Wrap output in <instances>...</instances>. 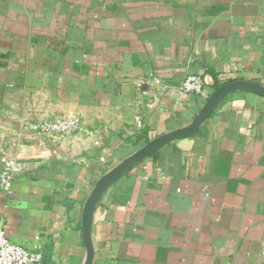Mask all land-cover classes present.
<instances>
[{"label": "crops", "instance_id": "0c3cea01", "mask_svg": "<svg viewBox=\"0 0 264 264\" xmlns=\"http://www.w3.org/2000/svg\"><path fill=\"white\" fill-rule=\"evenodd\" d=\"M233 79L264 85V0H0V157L24 163L0 188L8 239L84 264L95 182ZM71 114L68 136L27 128ZM263 237L264 97L240 91L107 187L92 264H264Z\"/></svg>", "mask_w": 264, "mask_h": 264}, {"label": "water", "instance_id": "95a60500", "mask_svg": "<svg viewBox=\"0 0 264 264\" xmlns=\"http://www.w3.org/2000/svg\"><path fill=\"white\" fill-rule=\"evenodd\" d=\"M240 91H246L264 97V85L258 81L241 79L226 81L218 85L208 95L203 105L199 108L198 112L187 125L175 128L171 131L159 134L149 139L141 147L120 160L103 175H101L85 199L81 213L82 235L86 246V258L84 264H92L93 261L94 251L91 241L93 213L97 202L107 187L111 185L117 178H119L124 172L151 155L159 148L177 139L193 136L196 134L204 122L211 116V114L218 108V106L228 95Z\"/></svg>", "mask_w": 264, "mask_h": 264}, {"label": "built area", "instance_id": "2783aa9c", "mask_svg": "<svg viewBox=\"0 0 264 264\" xmlns=\"http://www.w3.org/2000/svg\"><path fill=\"white\" fill-rule=\"evenodd\" d=\"M154 82H158L153 77ZM204 80L197 74H188L180 82L178 89L183 94H200L203 92ZM80 127V117L71 114L59 120H43L30 122L27 128L41 135L56 134L68 136L76 132ZM0 188L8 192L16 173L24 169V163L10 156L0 157ZM264 246V237H263ZM42 254L39 251L27 250L24 247L11 242L6 236L5 230L0 226V264H41Z\"/></svg>", "mask_w": 264, "mask_h": 264}, {"label": "trees", "instance_id": "16d2710c", "mask_svg": "<svg viewBox=\"0 0 264 264\" xmlns=\"http://www.w3.org/2000/svg\"><path fill=\"white\" fill-rule=\"evenodd\" d=\"M218 85H220V83H216V84H215V88H216Z\"/></svg>", "mask_w": 264, "mask_h": 264}]
</instances>
